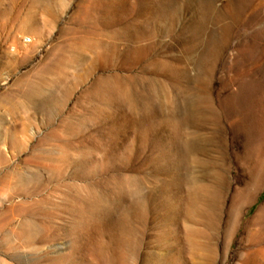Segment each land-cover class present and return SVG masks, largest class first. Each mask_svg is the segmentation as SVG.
<instances>
[{
    "label": "rangeland",
    "instance_id": "1",
    "mask_svg": "<svg viewBox=\"0 0 264 264\" xmlns=\"http://www.w3.org/2000/svg\"><path fill=\"white\" fill-rule=\"evenodd\" d=\"M0 264H264V0H0Z\"/></svg>",
    "mask_w": 264,
    "mask_h": 264
},
{
    "label": "bare ground",
    "instance_id": "2",
    "mask_svg": "<svg viewBox=\"0 0 264 264\" xmlns=\"http://www.w3.org/2000/svg\"><path fill=\"white\" fill-rule=\"evenodd\" d=\"M204 22V20H203ZM212 23V22H211ZM206 24V23H205ZM204 25V24H203ZM207 25V24H206ZM222 29V28H221ZM222 36V35H221ZM204 40V39H203ZM202 43V42H201ZM147 48V47H146ZM142 50V49H141ZM140 50V51H141ZM138 52V51H137ZM134 59V58H133ZM137 60V59H136ZM181 102V101H180ZM183 105V104H182ZM176 125V124H175ZM173 133V132H172ZM190 138V137H189ZM189 140H192L189 139ZM180 141V140H179ZM187 142H188V139H187ZM190 142V141H189ZM185 145V144H184ZM187 145V143H186ZM186 145L184 147H186ZM187 150V149H186ZM188 152V151H187ZM165 155V154H164ZM180 160V159H179ZM161 163V162H160ZM174 163V162H173ZM195 164L196 162L195 161H192L191 162V165ZM190 165V163H189ZM190 165V166H191ZM173 166V164H172ZM158 169V168H157ZM163 169V168H162ZM158 171V170H157ZM168 174V173H167ZM197 177L193 176L189 179H186V180H181L182 183H180L179 179H178V182H175L176 185L178 184H182V185H185V201H186V210H187V216H188V219L190 220H193L200 212H199V203H200V199L202 197V194H203V185L197 183V180H196ZM184 179V178H183ZM182 188V187H181ZM176 189V188H175ZM174 189V190H175ZM179 190V188H178ZM182 190V189H181ZM183 193H184V190H183ZM174 194V193H173ZM178 194V193H175V195ZM180 194V192H179ZM177 196V195H176ZM179 196V195H178ZM180 197V196H179ZM175 199V198H174ZM179 200V199H178ZM183 201V200H182ZM181 203V202H179ZM179 205V204H178ZM177 206V205H176ZM176 209V208H175ZM174 210V209H173ZM177 212V210H176ZM202 212V211H201ZM202 214V213H201ZM176 215V213H175ZM203 215V214H202ZM191 222V221H190ZM192 225V224H191ZM193 225H195L193 223ZM186 227V226H185ZM194 227H187L186 228V235L189 237V240L192 242V239L190 238L191 236H196L198 233L196 232L195 234V231L193 230ZM185 229V228H184ZM196 229V228H194ZM197 230V229H196ZM198 231V230H197ZM193 238V237H192ZM194 239V238H193ZM195 242V241H194ZM190 243V242H189ZM198 245V244H197ZM192 246V245H191ZM193 247V246H192ZM191 247V248H192ZM196 247V246H195Z\"/></svg>",
    "mask_w": 264,
    "mask_h": 264
}]
</instances>
